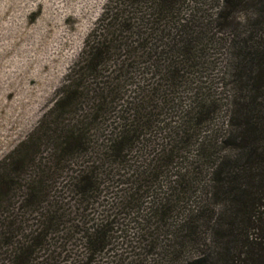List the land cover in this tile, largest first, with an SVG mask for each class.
I'll list each match as a JSON object with an SVG mask.
<instances>
[{
  "label": "trees",
  "instance_id": "obj_1",
  "mask_svg": "<svg viewBox=\"0 0 264 264\" xmlns=\"http://www.w3.org/2000/svg\"><path fill=\"white\" fill-rule=\"evenodd\" d=\"M213 2L109 1L1 161L0 264H264V0Z\"/></svg>",
  "mask_w": 264,
  "mask_h": 264
},
{
  "label": "rangeland",
  "instance_id": "obj_2",
  "mask_svg": "<svg viewBox=\"0 0 264 264\" xmlns=\"http://www.w3.org/2000/svg\"><path fill=\"white\" fill-rule=\"evenodd\" d=\"M109 1L0 0V173L2 159L25 141L52 105L86 36ZM204 1L205 11L212 12L213 0ZM198 2L202 4L203 0ZM39 152L41 158H46L48 146ZM13 183L24 185L22 180ZM13 195L0 207L3 211L8 208V215L11 212L20 220L27 219L30 225L32 215H22L8 206L18 205L22 189ZM123 248L118 246L115 253H122ZM147 249L141 250L147 264L177 263H164L155 255L151 258L145 253Z\"/></svg>",
  "mask_w": 264,
  "mask_h": 264
},
{
  "label": "clouds",
  "instance_id": "obj_3",
  "mask_svg": "<svg viewBox=\"0 0 264 264\" xmlns=\"http://www.w3.org/2000/svg\"><path fill=\"white\" fill-rule=\"evenodd\" d=\"M238 19H243V14H241L239 17H238Z\"/></svg>",
  "mask_w": 264,
  "mask_h": 264
}]
</instances>
